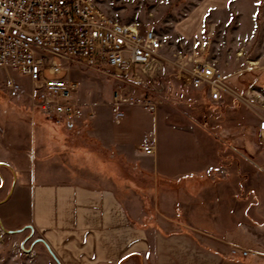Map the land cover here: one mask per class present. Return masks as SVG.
Instances as JSON below:
<instances>
[{
    "label": "crops",
    "instance_id": "0c3cea01",
    "mask_svg": "<svg viewBox=\"0 0 264 264\" xmlns=\"http://www.w3.org/2000/svg\"><path fill=\"white\" fill-rule=\"evenodd\" d=\"M234 1H200L174 32L188 43L204 42L200 35L208 16L228 13ZM0 107L10 117L8 121L0 114V228L10 234L27 230L26 239L43 246L57 264H264L260 124L239 120L221 130L236 152H218L217 142L198 128L214 148L202 152L205 157L195 170L176 172L162 167L157 144L154 156L144 154L143 140L138 152H125L103 139L95 121L88 127H62L59 133L40 114L17 111L10 99ZM86 141L116 153L150 178L151 200H146L151 210L145 211L140 198H132L128 208L114 189L87 186L74 175L70 166L86 168V153L80 152H96ZM225 154L237 156L243 171L246 167L250 172L252 164L257 174L255 182L251 177L242 182L250 188L244 201L220 190L232 189L227 180L218 179L219 173H227L219 159ZM175 160L181 165L186 155ZM236 203L246 206L237 212Z\"/></svg>",
    "mask_w": 264,
    "mask_h": 264
},
{
    "label": "rangeland",
    "instance_id": "374dc122",
    "mask_svg": "<svg viewBox=\"0 0 264 264\" xmlns=\"http://www.w3.org/2000/svg\"><path fill=\"white\" fill-rule=\"evenodd\" d=\"M200 1L99 0L102 9L120 22L136 23L143 29L153 28L168 45L172 59L173 53L186 52L198 59L216 61L228 77V84L238 100L230 98L228 105L211 104L203 94L185 86L172 67L164 70L154 84L149 81L145 87L126 84L103 72L84 68H74L61 76L67 81L80 83L81 93L76 99L94 110V121L99 123L100 133L106 142L133 153L138 152L140 141L150 137L156 141L161 152L162 167L169 166L176 172L195 170L205 157L202 152H212L213 145H209L198 128L206 136H211L214 143L217 142L218 152H236L223 138L221 130L239 120L248 125H259L264 119V0H236L228 13L210 14L200 35L205 41L188 43L174 32V28L188 17ZM213 16L215 20H211ZM0 77L18 79L16 75L9 76L4 72H0ZM19 79L28 85L26 79ZM153 86L157 91L153 90ZM148 89L163 102L157 111L150 114L139 105L121 102L119 109L124 112V117L117 121L113 111L115 96L119 95L129 102L131 98H140L142 92ZM248 92L250 95H247ZM6 95L0 90V106L10 99ZM10 100L18 108L17 111L37 116V113L30 112L28 98ZM0 114L10 120L9 112L1 107ZM49 128L54 132H63L62 128L52 124ZM86 143L87 148L96 152H80L86 153V157L82 155L86 158V168L70 166L74 175L84 178L87 186L114 189L128 208H131L132 198H140L145 203V211L151 210V205L147 204V200H151L148 195L152 186L150 178L134 171L130 163L116 153L102 152L97 143ZM179 155H186V162L181 165L175 160ZM78 159H81L80 156ZM219 159L227 173H219L218 179L227 180L232 188L220 189L222 194L230 195L232 192L236 202L246 200L250 188L247 183L243 187L242 182H247V177H251L250 182L257 180L253 165L250 164V172H247L246 167L243 171L237 156L225 154ZM27 160L30 158L27 157ZM174 186L177 189L180 187ZM245 206L236 203L235 210L242 211ZM27 237V230L11 234L3 230L0 233V264H39L40 261L57 264L43 246L29 242Z\"/></svg>",
    "mask_w": 264,
    "mask_h": 264
},
{
    "label": "built area",
    "instance_id": "2783aa9c",
    "mask_svg": "<svg viewBox=\"0 0 264 264\" xmlns=\"http://www.w3.org/2000/svg\"><path fill=\"white\" fill-rule=\"evenodd\" d=\"M170 67L185 86L203 94L211 104L238 100L216 61L186 52L173 53L172 59L168 45L153 28L120 22L102 9L99 0H0V72L18 78L0 77V90L10 99L28 98L30 112L55 127L86 125L96 118L91 107L76 99L80 83L61 78L72 69H91L145 87ZM153 90L157 91L154 86ZM142 93L129 102L115 96L117 121L124 117L121 102L139 105L150 114L163 104L149 89ZM259 128L264 137V119ZM142 151L154 156L155 140L146 137ZM232 253L238 254L236 250Z\"/></svg>",
    "mask_w": 264,
    "mask_h": 264
},
{
    "label": "trees",
    "instance_id": "16d2710c",
    "mask_svg": "<svg viewBox=\"0 0 264 264\" xmlns=\"http://www.w3.org/2000/svg\"><path fill=\"white\" fill-rule=\"evenodd\" d=\"M89 126V124H86V127H88Z\"/></svg>",
    "mask_w": 264,
    "mask_h": 264
},
{
    "label": "water",
    "instance_id": "95a60500",
    "mask_svg": "<svg viewBox=\"0 0 264 264\" xmlns=\"http://www.w3.org/2000/svg\"><path fill=\"white\" fill-rule=\"evenodd\" d=\"M20 232H22V231H20ZM20 232H15V233H20Z\"/></svg>",
    "mask_w": 264,
    "mask_h": 264
}]
</instances>
